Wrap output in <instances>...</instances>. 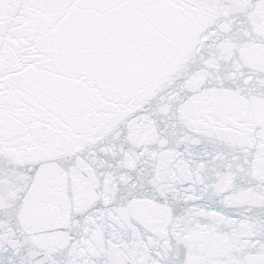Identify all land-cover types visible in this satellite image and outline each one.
Wrapping results in <instances>:
<instances>
[{
	"label": "snow or ice",
	"instance_id": "1",
	"mask_svg": "<svg viewBox=\"0 0 264 264\" xmlns=\"http://www.w3.org/2000/svg\"><path fill=\"white\" fill-rule=\"evenodd\" d=\"M0 264H264V0H0Z\"/></svg>",
	"mask_w": 264,
	"mask_h": 264
}]
</instances>
